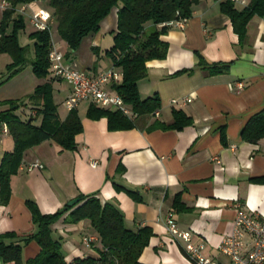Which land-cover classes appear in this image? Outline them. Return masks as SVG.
Returning <instances> with one entry per match:
<instances>
[{"label":"crops","instance_id":"obj_1","mask_svg":"<svg viewBox=\"0 0 264 264\" xmlns=\"http://www.w3.org/2000/svg\"><path fill=\"white\" fill-rule=\"evenodd\" d=\"M4 3L8 1L0 0V22ZM219 4L218 0H201L184 28L170 27L161 36L169 45L167 56L147 63L148 74L139 82L138 91L143 99L154 95L160 98L158 116H139L134 112L136 118L126 117L135 122V128L110 131L106 117L99 120L87 117L89 107L97 105L83 101L79 107L86 104L85 110L80 112L77 108L83 132L75 137L76 150H63L53 140H47L25 152L18 173L11 178V199L7 205H0V234L14 232L25 237L36 231L25 204L27 200L34 201L46 215L63 209L80 194H97L102 203L113 202L119 207L129 229L153 230L149 245L140 257L141 264H193L184 253V243L167 230L169 214L180 230L192 233L196 245H204L206 257L229 264V258L220 252L219 246L233 232L235 203L264 217V184L252 181L264 176V139L254 144L241 137L250 118L264 108V18L256 16L249 22L246 39L241 43L231 19L221 12ZM23 6L25 15L19 12ZM21 7L18 13L24 16L26 28L20 33V44L32 50L34 41L29 39V34L35 30L29 15L45 8L37 1ZM27 20L31 31L26 34ZM54 28L58 40L52 36V42L66 54L65 62L71 68L92 76L114 68L106 51L114 44L116 11L101 22L97 33L85 37L80 48L68 56V45L59 37L52 19L51 29ZM11 31L12 24L8 33ZM22 35L27 37L24 43ZM196 52L209 63L232 62L229 72L210 75L207 69L197 67ZM4 55L9 54H0ZM12 62L13 59L7 63L5 73L0 72V112L9 108L3 102L20 101L38 86L52 82L54 103L60 120L64 121L69 114L65 101L72 86L51 72L47 78L36 77L30 64L10 76L8 65ZM192 68V73L175 75ZM121 81L110 83L107 91L118 94L113 87ZM185 98L192 101L183 103ZM60 106L64 110H59ZM126 106L133 110L129 104ZM25 107L29 108L27 112L19 115L16 111V115L24 121L37 118L39 124L32 105ZM174 109L185 111L193 118V125L180 131L164 129L173 123ZM222 134L226 136L225 142ZM14 147L10 132L1 136L0 166L5 153ZM35 162H40L43 168L30 171V165ZM93 162H97L95 167ZM120 164L125 171L118 175ZM115 182L137 192L142 201L118 191ZM178 194L187 211L174 210ZM70 212L52 225L53 236L62 239L66 261L99 258L97 248L102 245L90 221L67 222ZM87 237L94 238L89 246L84 242ZM39 252V244L32 240L23 247V258L27 261ZM0 264L5 263L0 261Z\"/></svg>","mask_w":264,"mask_h":264},{"label":"trees","instance_id":"obj_2","mask_svg":"<svg viewBox=\"0 0 264 264\" xmlns=\"http://www.w3.org/2000/svg\"><path fill=\"white\" fill-rule=\"evenodd\" d=\"M9 6L3 10L0 22V54L12 56L13 62L8 65L11 75L23 66L30 64L36 77L47 78L51 72L49 54L53 47L51 31L35 30L29 34L34 41L35 56L29 59L28 46L20 44V33L25 30L26 22L18 13L22 5L39 2L52 16L57 24V33L65 41L69 53L76 52L85 37L97 33L101 22L111 14L114 8L117 12V31L113 46L106 55L122 74V81L114 85V90L138 113L139 116L154 114L162 105L157 95L143 99L139 91V82L147 77V63L152 60H163L168 53L169 45L161 39L170 29L160 26L172 20L190 19L194 7L201 0H7ZM220 10L232 22L234 31L244 42L247 36V26L254 17L264 18V0H248L246 6L239 7L232 0H218ZM12 24V31L8 29ZM153 31L146 34L148 27ZM199 59L197 67L207 69L210 75L228 73L232 62L209 63L196 52ZM192 69H184L175 75L192 73ZM2 104L9 108L0 112V124L9 127L15 147L6 152L0 166V205H7L11 199V178L18 173L25 152L47 140H53L63 150L77 149L76 135L83 132V125L78 109L69 111L64 121H61L57 105L53 99L52 82L38 86L35 91L20 101H7ZM32 105L37 118L21 120L16 115V108ZM16 107V108H15ZM87 117L99 120L108 119L110 131L130 130L135 128V122L129 120L120 111H105L91 105ZM174 121L163 128L180 131L193 125V118L183 110H173ZM241 137L249 143H258L264 139V108L253 115L244 129ZM223 142L226 140L222 134ZM125 171L123 165L117 168V174ZM255 183L264 184V176L252 178ZM118 191H125L133 200L142 201L141 196L123 185L114 183ZM180 194L175 197L173 208L177 212L187 211ZM79 203L74 208L65 206L56 213L44 214L38 205L31 200L26 201L36 231L28 236L20 237L14 232L0 234V261L5 264H141L140 257L153 236L150 227L131 230L126 227L125 217L119 207L110 202L102 203L97 194L78 196ZM71 211L67 222L78 223L90 221L98 234L102 247L97 248L99 258H77L68 263L63 256L62 239L53 236L52 225L66 212ZM35 240L40 246L37 256L27 261L23 258V247ZM10 241V243H7Z\"/></svg>","mask_w":264,"mask_h":264},{"label":"built area","instance_id":"obj_3","mask_svg":"<svg viewBox=\"0 0 264 264\" xmlns=\"http://www.w3.org/2000/svg\"><path fill=\"white\" fill-rule=\"evenodd\" d=\"M238 5L246 6L247 0H232ZM9 3H4V9ZM25 6L21 7L19 12L25 15ZM30 16V23L34 30L51 31V14L45 9H38ZM189 19L181 18L162 23L160 26L184 28ZM53 43V42H52ZM65 55L53 43L49 54L51 73L57 79H62L72 86V92L65 101L67 110L77 109L83 101H92L100 108H114L125 116H134L137 114L126 106L124 99L119 94H112L107 91L110 83L118 82L122 74L117 69L103 70L95 75H89L81 69L71 68L65 62ZM183 103H189L191 98H185ZM176 104V100L174 101ZM159 115V110L154 112ZM9 134L7 124H0V138L2 135ZM95 167L97 162H93ZM40 162L30 165V171L33 169H42ZM236 217L234 220L233 232L230 236L223 238L219 250L229 258V264H264V217L258 212H249L244 206L235 203ZM167 230L169 234L184 243V253L193 264H220L217 260L208 258L203 254L204 245H196L193 242V235L186 230H180L173 219V215L167 217ZM94 240L93 237H87L84 242L89 246ZM248 240L250 242H248Z\"/></svg>","mask_w":264,"mask_h":264},{"label":"rangeland","instance_id":"obj_4","mask_svg":"<svg viewBox=\"0 0 264 264\" xmlns=\"http://www.w3.org/2000/svg\"><path fill=\"white\" fill-rule=\"evenodd\" d=\"M118 12L117 8H114L112 10V14H114V12ZM29 31H31V26L29 24V21L27 20V29L25 31V33L27 34ZM153 31L152 28L148 27L146 30V34H150ZM24 34V33H23ZM52 36H53V40H58V37L56 38V31L55 28L54 30L52 29ZM26 36L22 35L21 36V42L24 43L26 41ZM29 58H33L35 56V51H34V47L32 50H28L27 55ZM11 57L9 55H4V56H0V72L3 71L4 73L7 71L6 70V65L9 61H11ZM8 61V62H7ZM86 108V104H82V106L79 107L80 112H83ZM29 108H26L25 106H20L18 109H16L19 113V115L24 114L25 112H27ZM59 110H64L63 106H60Z\"/></svg>","mask_w":264,"mask_h":264},{"label":"water","instance_id":"obj_5","mask_svg":"<svg viewBox=\"0 0 264 264\" xmlns=\"http://www.w3.org/2000/svg\"><path fill=\"white\" fill-rule=\"evenodd\" d=\"M78 201H79V199L72 200V202L70 201L67 206L69 208H73V207L75 208L76 205L79 203Z\"/></svg>","mask_w":264,"mask_h":264}]
</instances>
